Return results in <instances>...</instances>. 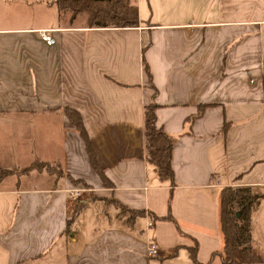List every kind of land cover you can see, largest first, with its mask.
Segmentation results:
<instances>
[{
	"label": "crops",
	"instance_id": "crops-1",
	"mask_svg": "<svg viewBox=\"0 0 264 264\" xmlns=\"http://www.w3.org/2000/svg\"><path fill=\"white\" fill-rule=\"evenodd\" d=\"M126 4L134 28L88 25L57 0H0V264H193L194 247L207 264L228 186L258 196L250 245L264 261V0ZM149 107L172 142V182L148 161Z\"/></svg>",
	"mask_w": 264,
	"mask_h": 264
},
{
	"label": "trees",
	"instance_id": "trees-1",
	"mask_svg": "<svg viewBox=\"0 0 264 264\" xmlns=\"http://www.w3.org/2000/svg\"><path fill=\"white\" fill-rule=\"evenodd\" d=\"M63 7L72 11L73 15L85 12L87 24L102 28H134L137 24V10L126 4V0H57ZM200 111V109H199ZM63 115L69 124L78 133L85 146L88 160L93 171L98 175L104 186L109 182L97 167L91 145L89 144L86 131L82 127L80 116L71 109H63ZM145 121L151 129L148 161L157 167L159 177L172 182L170 171V150L172 142L163 133L162 129L153 127L154 115L152 107L145 109ZM33 168L39 169L38 166ZM1 173V172H0ZM258 200V196L251 193L248 187H224L219 193V231L222 238V249L219 253L212 254L207 264H213L212 260L217 257L220 264H264V261L252 251L250 245L249 211ZM170 220L171 217L163 218ZM196 247L189 251V259L193 264H198L194 259Z\"/></svg>",
	"mask_w": 264,
	"mask_h": 264
},
{
	"label": "built area",
	"instance_id": "built-area-1",
	"mask_svg": "<svg viewBox=\"0 0 264 264\" xmlns=\"http://www.w3.org/2000/svg\"><path fill=\"white\" fill-rule=\"evenodd\" d=\"M38 36H39L40 40L42 42H45V44L48 45V46L52 45V43L54 42L49 37L48 31L41 30V31L38 32ZM81 191L82 190L72 189V191H69V195H70L71 198L72 197L73 198H77V197L80 196ZM151 224H152V222L149 221L148 224H147V227H150ZM145 248H146V254H147V256L154 257V256L157 255V248H155L154 244L151 241L147 242Z\"/></svg>",
	"mask_w": 264,
	"mask_h": 264
}]
</instances>
